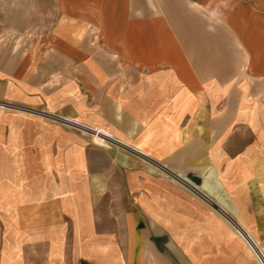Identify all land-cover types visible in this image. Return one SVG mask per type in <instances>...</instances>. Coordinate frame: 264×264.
Segmentation results:
<instances>
[{"label": "crops", "instance_id": "1", "mask_svg": "<svg viewBox=\"0 0 264 264\" xmlns=\"http://www.w3.org/2000/svg\"><path fill=\"white\" fill-rule=\"evenodd\" d=\"M0 103V264H257L264 0H0Z\"/></svg>", "mask_w": 264, "mask_h": 264}, {"label": "built area", "instance_id": "2", "mask_svg": "<svg viewBox=\"0 0 264 264\" xmlns=\"http://www.w3.org/2000/svg\"><path fill=\"white\" fill-rule=\"evenodd\" d=\"M0 107H8V108H14L15 106H12V105H7V104H0ZM67 124H69V125H71L72 127H74L75 129H77V130H79L82 134H84L85 136H87V137H89V138H91V139H93V140H101V142H106L107 141V135L106 134H104V133H102V132H100V131H98V130H95V129H92V128H87V127H84V126H81V125H79V124H72V123H70V122H66ZM100 142V141H99ZM237 232H238V234L240 235V236H242L244 239H245V241L247 242V239H248V242L250 241H252L251 240V238H249V236H247V234H245V233H243L241 230H239V229H237ZM247 242V243H248ZM249 245L248 246H250V248L252 249V250H256L255 252L256 253H254L255 254V256L258 258V260L260 261V263L261 264H264V256L260 253V251H259V249L257 248V246L255 245V243L252 241V243L250 244V243H248ZM253 251V252H254ZM258 253V254H257Z\"/></svg>", "mask_w": 264, "mask_h": 264}, {"label": "rangeland", "instance_id": "3", "mask_svg": "<svg viewBox=\"0 0 264 264\" xmlns=\"http://www.w3.org/2000/svg\"><path fill=\"white\" fill-rule=\"evenodd\" d=\"M236 61L237 60V57H236V55H233V54H230V61ZM0 104H7V103H0ZM7 105H11V104H7ZM12 106H14V105H12ZM1 109H12V108H8V107H0ZM62 122V121H61ZM64 125H68L70 128H72L73 130H75V128L74 127H72L71 125H69V124H67L65 121H63L62 122ZM77 132V131H76ZM87 137V136H86ZM88 139L91 141V142H94V143H97V144H99V145H101V144H104L105 142H99L98 140H93V139H91V138H89L88 137ZM247 246H248V244H247ZM257 246V248L259 249V251H260V253L264 256V249L259 245V244H257L256 245ZM248 248H250L249 246H248ZM250 250H252V249H250ZM254 256V258H255V260H256V262H257V264H259L260 262H259V260H258V258L255 256V254L253 255Z\"/></svg>", "mask_w": 264, "mask_h": 264}]
</instances>
